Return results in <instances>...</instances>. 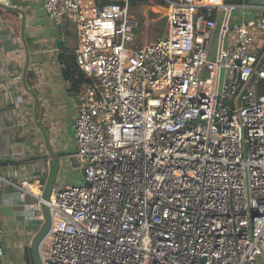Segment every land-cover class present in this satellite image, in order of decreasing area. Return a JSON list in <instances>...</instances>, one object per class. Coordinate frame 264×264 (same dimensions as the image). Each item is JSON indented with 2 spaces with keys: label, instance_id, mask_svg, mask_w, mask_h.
I'll list each match as a JSON object with an SVG mask.
<instances>
[{
  "label": "built area",
  "instance_id": "obj_1",
  "mask_svg": "<svg viewBox=\"0 0 264 264\" xmlns=\"http://www.w3.org/2000/svg\"><path fill=\"white\" fill-rule=\"evenodd\" d=\"M84 1L44 0L77 28L80 181L49 201L12 183L32 217L50 209L43 264H264V5L165 0V37L131 47L130 0Z\"/></svg>",
  "mask_w": 264,
  "mask_h": 264
},
{
  "label": "crops",
  "instance_id": "obj_2",
  "mask_svg": "<svg viewBox=\"0 0 264 264\" xmlns=\"http://www.w3.org/2000/svg\"><path fill=\"white\" fill-rule=\"evenodd\" d=\"M163 1L165 4L154 2L145 5L151 4L155 10L163 12L167 18L163 34L166 35L168 3ZM122 4L123 0L84 1L87 7L96 5L109 15L116 13ZM234 4L249 6L245 13L248 9L257 10L255 6L264 5V0H243ZM144 7L131 6V13ZM13 9L20 10L23 15ZM239 11L233 17L239 15ZM66 21L57 24L50 20L44 9V0H0V174L11 182H4L2 186L0 225L3 255L0 256V264H34L32 242L44 225L23 207L19 190L12 184L28 180L36 191L39 184L46 185L49 180L51 158L35 121V98L23 81L28 55L27 85L38 96L39 121L48 132L52 149L61 159L57 180L60 177L63 180L68 169L79 173L72 157L77 152L74 119L81 102L80 87L71 90L66 66L60 58L63 50L68 56L74 54L75 57L78 34L76 26ZM156 35L154 41L165 37L156 39ZM67 185L70 184L63 182L58 188ZM31 201L33 199L28 197L27 202Z\"/></svg>",
  "mask_w": 264,
  "mask_h": 264
},
{
  "label": "water",
  "instance_id": "obj_3",
  "mask_svg": "<svg viewBox=\"0 0 264 264\" xmlns=\"http://www.w3.org/2000/svg\"><path fill=\"white\" fill-rule=\"evenodd\" d=\"M13 10L18 11V9H13ZM18 12H20L23 15V13L20 10ZM23 23L25 25L24 18H23ZM60 43H61V41L59 40L58 45H60ZM29 61H30V58L28 55L27 65H26L23 81H24L25 88L35 98V108H36L35 121H36L39 129L41 130V132L44 136L46 149H47L48 154L50 155V158H51L50 170H49V180L47 181L45 188H44V191H43V199L45 201H49L51 193L55 189V186H56V181H57L59 169L61 166V159L58 156V154H56L54 152V150L52 149L48 133L39 121L40 105H39V101H38V96H37L36 92L31 90L27 85L26 71H27V68L29 66ZM41 210H42V214H43L44 225H43L42 229L34 237L33 242H32V258H33L34 264H43V258L41 255V247L43 245V242L45 241V239L49 235V233L51 231V226H52V215L50 213L49 207L45 203H43L41 206Z\"/></svg>",
  "mask_w": 264,
  "mask_h": 264
},
{
  "label": "rangeland",
  "instance_id": "obj_4",
  "mask_svg": "<svg viewBox=\"0 0 264 264\" xmlns=\"http://www.w3.org/2000/svg\"><path fill=\"white\" fill-rule=\"evenodd\" d=\"M144 6L145 7L143 9L137 8L139 10H132L133 13L135 14V15L134 14L133 15L136 18H138V20H139V27L135 31L136 41L132 44H128V46L134 47L135 44H138V46H143L149 42H153L155 40L154 36L157 33H160L159 36H165V35H163V33L160 32V29L163 25L162 20H163V18H165L163 12H158L157 10H155L153 5H151V4L150 5H144ZM136 11H139V12H136ZM253 12H255L257 14L258 10L248 9L244 14L250 16ZM236 13H238V11H235L234 15ZM152 14H155V16H153ZM65 22H67V21L64 20V23ZM165 29H166V26H165ZM165 32L166 31H164V33ZM159 36H157L156 39L160 38ZM75 39H76V36H75ZM68 151L71 152V149H69ZM73 176L75 177V180H74ZM78 177L80 178L79 173L78 174L74 173L73 170L68 169L63 180H61V177L57 180L56 188H58L63 182H66V184L73 185L74 184L73 182H79ZM34 218H37V217H34ZM45 249H47V247H45Z\"/></svg>",
  "mask_w": 264,
  "mask_h": 264
},
{
  "label": "trees",
  "instance_id": "obj_5",
  "mask_svg": "<svg viewBox=\"0 0 264 264\" xmlns=\"http://www.w3.org/2000/svg\"><path fill=\"white\" fill-rule=\"evenodd\" d=\"M158 3V4H165L163 0H130V6H142L146 3ZM243 0H226L227 4H234V3H242ZM155 16V14H152ZM167 18L163 19V25L160 29V32L164 34L165 26H166ZM61 61L66 66V76L71 81V90H76L78 87L81 86V83L84 80V76L81 73V71L78 69L77 64L75 62L74 54L71 56H68L65 51L63 50L60 55Z\"/></svg>",
  "mask_w": 264,
  "mask_h": 264
}]
</instances>
